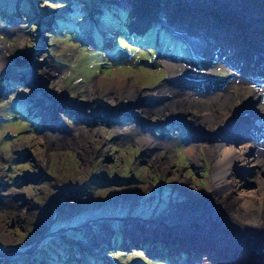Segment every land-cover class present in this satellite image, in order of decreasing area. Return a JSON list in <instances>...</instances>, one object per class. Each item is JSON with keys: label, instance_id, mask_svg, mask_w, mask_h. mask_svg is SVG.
Returning <instances> with one entry per match:
<instances>
[{"label": "rangeland", "instance_id": "1", "mask_svg": "<svg viewBox=\"0 0 264 264\" xmlns=\"http://www.w3.org/2000/svg\"><path fill=\"white\" fill-rule=\"evenodd\" d=\"M85 1L0 0V264H62L70 260L73 261L71 264H220L216 261L218 256L208 253L199 255V259L191 256V262L175 255L173 258L163 256L162 260L150 258L145 256L143 249L136 247L134 237H113V240L103 242V248H93L88 242V234L102 217L104 221L109 217L110 222L126 213L129 217L152 220L159 214L167 215L173 205L187 199L182 193L183 188L205 189L209 186L211 165L200 145L216 138L192 120L207 107L201 106L203 110L199 113L192 105L194 100L181 103L183 93L196 94L199 99L234 94L233 105L239 101L235 93H241L247 97V105L254 104L258 110H264V81H250L251 86L245 82L243 87L246 88L238 90L239 87L232 84L233 79H246L239 72L230 70L231 67L224 64L227 61L216 59L204 47L191 54L184 37L168 27V12L174 15L175 8H169L167 0H154L153 3L152 0H148L149 3L128 0L131 7L142 2L145 6L152 3L154 6L146 9V14L153 12L152 8L159 9L154 20L147 15L149 17L145 16L142 22H135L133 29L131 25L137 17L132 16L131 7L124 6L129 5L124 4V0H102L101 4L97 0ZM188 17L192 19L195 15ZM207 17L213 21L222 20L212 13ZM189 19L187 22H191ZM254 26L250 31L252 36L247 33L248 37L261 35L264 38L258 34V24ZM97 32L100 36L95 35ZM217 57L224 60L223 56ZM196 61L199 71L194 68L187 76L198 77L202 75L203 67H207L204 74L212 71L210 80L196 85L195 89L178 87L179 92L174 99L170 97L171 102L181 104L184 110H176L171 115L159 112V108L170 109L169 104H161V98L170 95L169 85L175 81L167 80V65L194 64ZM176 72L181 76L186 73L184 67ZM117 76L128 78L143 93L149 94L148 97L130 100L114 95L113 91L92 90L96 79ZM183 78L190 84L188 78ZM57 98L72 102L85 113L124 109L142 124L129 120L107 125L96 120L89 126L75 122L74 114L58 111L56 121L48 120L47 123H62V126L54 132L42 131L43 126L39 125L42 115L55 107L47 102L53 99L56 103ZM39 111L41 116H35ZM231 114L232 117L239 116L236 109ZM220 115L215 120L216 132L220 133V138L230 137L228 130L234 124ZM33 121H36L35 126ZM238 125L242 127V124ZM125 128H131L133 132L126 134ZM247 131L250 141L257 139L250 129ZM135 133L155 139L145 141L143 145ZM165 138L168 142L162 144ZM147 144L154 151L161 146L169 149L167 170H162L159 161L149 162L151 155L146 151ZM189 145H193L197 154L188 156L184 153ZM253 150L248 151V158H253ZM221 175L226 182L234 181L226 183L227 187L232 185L247 191L257 187L255 179L259 176L254 163L243 168L236 166L230 174L223 172ZM22 176L26 180L35 179V183L30 181L19 186ZM184 181L187 187L183 185ZM140 187L144 189L142 192L131 195L135 200L124 199L126 193ZM85 225L90 226L88 233ZM115 225L112 228H117ZM104 229L103 226L101 234ZM69 232L73 236L70 241ZM48 237H54L60 243L61 240L68 242L53 247L54 250L49 248L56 259L47 257L43 251ZM122 248L128 251H122ZM60 252L61 258L57 256ZM263 252L264 243L252 241L249 253L258 258ZM29 254L33 259L30 256L24 258Z\"/></svg>", "mask_w": 264, "mask_h": 264}, {"label": "bare ground", "instance_id": "2", "mask_svg": "<svg viewBox=\"0 0 264 264\" xmlns=\"http://www.w3.org/2000/svg\"><path fill=\"white\" fill-rule=\"evenodd\" d=\"M146 1V0H144ZM214 1V0H211ZM217 1L218 6H223L226 10H232L235 13L239 14L240 16L245 14L243 17H246L248 13L254 12L251 18V22L247 23V29H242L238 26H227L226 24H219V22L213 21L214 19H207L205 21H195V17H191L192 19L184 18L180 21L176 20L172 12H168V17L170 19L168 27L173 29L175 33L177 32L178 35L183 36L186 44H189L190 53L196 54V52L203 48L208 49L210 52L214 51L219 56H223L224 60H221L217 56L216 59L220 61H227L231 65H235L240 69H247L246 65L251 62V56L255 51L264 50V38L259 36L258 38L255 37H248L252 36L250 31L254 25L258 24V28H263L264 26V0H215ZM126 2V3H125ZM133 2V1H131ZM124 5L128 8L131 7L130 1L124 0ZM168 3V0H167ZM136 5V3L134 2ZM169 8H175L174 6L170 5ZM257 7H260L257 9ZM132 8V16H136L137 19L135 22H142V15H149L151 21L156 18L159 9L152 8L153 12L145 14L146 9H150L149 5L138 4V6H133ZM174 13V12H173ZM212 15L217 18L218 14L212 13ZM147 16V18L149 17ZM188 19L191 22H187ZM249 19V17H248ZM164 23V21H161ZM143 24V23H142ZM255 27V26H254ZM223 37L224 40H223ZM187 44V45H188ZM188 48V49H189ZM203 50V49H202ZM200 52V50H199ZM198 52V53H199ZM208 52V53H210ZM207 53V54H208ZM204 53L202 54V56ZM210 55V54H209ZM201 56V57H202ZM198 59V57L196 58ZM202 59V58H201ZM235 59H238V63L235 64ZM192 60V59H191ZM206 60V59H205ZM212 60V59H211ZM175 62V61H174ZM194 62V61H193ZM202 62V61H201ZM225 62L224 64H228ZM198 61L196 63H170L167 65L169 70V79L175 80L174 82H178L179 80H183L185 77L186 79L190 76H187V72H193L194 68L199 71ZM220 63V62H219ZM221 64V63H220ZM263 65L262 62L258 61V65ZM222 66V65H221ZM220 66V67H221ZM228 66V65H227ZM180 67H184L186 73H182L185 76H181V74H177V69ZM218 67V69H220ZM231 67V66H230ZM204 70L202 71V75H198L196 78H201L202 84L210 80V76L213 74L212 71L204 74L205 70H208L207 67H203ZM230 70L237 72L232 67ZM195 74V73H194ZM196 75V74H195ZM187 76V77H186ZM208 78V79H206ZM238 80L232 81L234 82L235 87H239L238 90L246 84L251 86V82L249 80L242 81L239 77L235 78ZM170 81H168L170 83ZM212 81V80H211ZM258 82V81H257ZM190 83V82H189ZM173 84V83H172ZM242 84V85H241ZM261 84V83H260ZM92 85V84H91ZM247 86V87H248ZM166 87V86H165ZM178 87H183L182 85L175 86L169 85V96H163L161 98V104L166 103L164 105L169 104L170 109H161L159 108V112H169V115L173 114L174 111L179 110L182 111L185 108L181 104H172V97L173 99L177 96L176 94L179 92ZM232 87V86H231ZM230 87V88H231ZM229 88V89H230ZM262 88V87H261ZM260 88V89H261ZM156 89V88H155ZM160 89V88H159ZM185 89V88H184ZM92 90L94 92H104L109 93L112 92L114 95L116 94L119 97L126 96L130 100L137 98H141V96H147L149 94L143 93L140 87L134 86L130 83V80L124 76H117L114 79H96L94 81ZM167 90V89H166ZM190 90V89H188ZM259 91V90H258ZM57 93V92H56ZM239 98V101L236 105H233L234 94H221V95H213L207 99H199L195 95L196 94H188L183 93L180 97V102L184 103L186 101L194 100L195 103L194 107L197 108V112L200 113V109L203 107H207V109L201 111L200 115L193 116L192 120L196 123L197 127L204 128V131L208 132L210 135L214 134L216 139H211L210 143L200 145L201 150H203L207 161L210 163V184L205 189L194 188V186L187 187L186 182L184 181L183 185L187 188L182 189V193L187 197V199L181 204L173 205L171 211L162 217L168 218L172 217L174 222L177 220L181 222H185L187 219H195L198 217H202L206 221L209 222L210 227L213 229L218 230L221 234L220 236L225 239V237L231 239L237 236L238 240L245 243V240H251L253 242H261L264 243V137H262V132L257 131L254 129L253 126H249L246 131L239 130L240 126L238 123L241 124L240 120H237V117H232L231 111L236 109L239 114L244 113L245 116L249 111L254 112L255 116L261 120L262 125L264 127V110L259 109L258 107H254V104L247 105L244 95L241 93H235ZM176 95V96H175ZM180 95V94H179ZM178 95V96H179ZM253 98V97H252ZM202 106V108H201ZM133 106H129L132 108ZM155 107V106H154ZM111 108V107H110ZM95 109V108H93ZM109 109V108H108ZM106 110L107 113L109 110ZM190 110V109H189ZM187 111V110H186ZM95 110H93V113ZM220 114H223V118L228 120L229 123L231 122L233 125L230 126L228 133L230 137H219L220 133L216 132L218 128L215 126V120L218 118ZM167 115V116H169ZM218 116V117H217ZM221 116V115H220ZM233 120V121H232ZM238 121V123L235 122ZM113 123V122H112ZM237 125V126H236ZM236 127V128H234ZM220 129V128H219ZM251 131L253 136L257 138L256 140H249L250 132ZM215 131V132H214ZM123 132L126 134H131L133 129L125 128ZM137 136V140L140 144L145 143V141L149 142L155 138H149L150 136L146 135H139L135 133ZM237 135V136H236ZM55 136V135H54ZM168 140L162 142V144H166ZM238 142V143H237ZM144 145V144H143ZM146 146V145H145ZM254 148V150H253ZM249 150L254 151L253 158H248L247 153ZM146 151H148L149 162L156 163L159 161L160 165L162 166V170L168 169V162L167 159L169 158V149L166 147L161 146L158 151H154L151 147L146 146ZM156 152V153H155ZM251 152V151H250ZM155 153V154H154ZM184 153L188 156L197 154L193 145H189L184 149ZM166 158V159H165ZM164 160V162L162 161ZM197 161V160H196ZM254 163L255 170L258 172V177L255 179L257 182L255 188L247 191V190H239L238 188H233L232 185L230 187L226 186V183H234V181L229 180L225 181L221 175V173L230 174L232 169H235L236 166L244 167L245 165H250ZM229 178V177H225ZM183 182V181H182ZM144 189L140 187L138 189H132L130 192L124 195V199H132L133 196L131 195H138ZM187 191H189L187 193ZM118 198V197H117ZM135 200V197L133 198ZM133 218V217H132ZM130 221H135L129 218H126ZM135 219V218H134ZM137 224H142L143 222L141 219L138 221ZM139 225L136 226V230L138 229ZM105 228V227H104ZM102 233V235L107 233V230ZM242 243V244H243ZM169 252H172L171 250ZM263 253L258 254L259 257L255 259L254 262L251 264H261L264 261ZM176 253L172 252L170 256H174Z\"/></svg>", "mask_w": 264, "mask_h": 264}, {"label": "water", "instance_id": "3", "mask_svg": "<svg viewBox=\"0 0 264 264\" xmlns=\"http://www.w3.org/2000/svg\"><path fill=\"white\" fill-rule=\"evenodd\" d=\"M146 1V3H149L148 0ZM151 2L153 3L154 0H152ZM168 2L170 5L175 7L174 16L177 17V15L181 14V17H177L180 23L182 19L194 15L195 21H205L209 18L207 16H209L210 13H216L219 15V18L222 19H216L218 22L220 21L221 24H227L230 26L235 25L240 26L242 29H247V23L251 22V18H253L252 14L256 12L254 11L248 13L246 17H243L245 12H243V15L240 16L231 9L228 11L223 6H218L217 1L215 0H168ZM152 3L150 4V6L153 5ZM118 7L122 8V6ZM145 16L147 15H142V20L145 18ZM135 24L137 23H135L134 21L132 23V26H135ZM258 30V34H262L264 36V28H260ZM212 53L214 54V56L218 55L214 51ZM234 61L236 64V62L238 63L239 60L235 59ZM258 61L262 62L263 65L256 66L258 65ZM228 65L239 72L242 78H245L246 80L264 81V50L254 52V54L251 56V62L246 65L247 69H240L235 65H231L230 63H228ZM188 79L190 81V84H186L183 80H181L180 85L186 86V88L188 89H195V86L200 85L202 82L200 77L196 78L195 76H190ZM56 100L57 101L55 102L60 103L59 106H62L64 108L61 109L62 107H57L58 111H62L63 114L65 113L66 115L67 113L69 115L74 114L76 116L75 122L79 121L89 126L94 125L96 120H101V122H105L107 125L111 124L112 122H127L129 120H133L139 124H142L140 120L128 114L127 112H124V109L111 111L108 114L105 110L100 112L95 111V113H85L81 110L83 108L79 107L77 109L74 105L71 104L72 102L67 103L65 99L61 98H57ZM40 103H43V101H41ZM52 111L53 112H47L44 119L39 122V125L43 126V128H41L42 131L48 130L50 132H54L57 131V128H60L62 126V123H53V125H48V120L56 121L57 118L56 113L58 111L54 109H52ZM236 119L241 121L242 127H240L239 129L241 131L245 132L246 129L249 128V126H253L254 129H257V131H261L262 133L264 132L261 120H259L251 111H249L246 116L244 113L239 114ZM32 123L34 126L36 125V121H33ZM25 176L27 177L29 176V174ZM25 176H22V182L19 184V186L26 185L30 183V181L32 183H35V179L26 180L24 179L26 178ZM124 215V217L115 218L110 222L107 220L109 217H106L105 221L103 220L104 217H102L100 218L102 219V221H97L98 223H95L96 227H94V231L89 235L88 238V242L92 245L93 248H103V242H108V239H110L111 241L113 240V237L118 238L119 236H121L123 238L134 237V243L136 247H138V249H143L145 256L150 258L159 257L160 260L163 259V256L173 258V256H170L172 252L176 253L175 256H178L180 260H188L189 262H191L192 257H198L197 259H199V255L205 253H208L210 255L213 254L216 257L218 256L219 259H216V261L220 264H235L257 259L256 255L249 253V249L251 248L252 243L251 240H245L246 242L243 243L237 239V236H234L235 238L231 237V239L227 237L223 239L220 236L221 234L218 232V230L210 227L209 222L202 217H198L195 219L190 218L185 222H181L179 220H177V222H174L172 217L164 218L161 216V214L157 215L155 218H153V220L151 218L139 217L134 219L132 217H129L127 213ZM125 218H129L135 221H130ZM140 219L143 222V225L137 224ZM114 224H116L115 226L117 228H112V225ZM135 225H139L140 229L138 230L140 231L136 230ZM103 226L107 230V234L104 235L101 234V229L103 228ZM84 227L87 228L86 226ZM121 250L128 251L127 248H122ZM170 250L172 252H169ZM182 257L184 258L181 259ZM79 262L82 261L79 260Z\"/></svg>", "mask_w": 264, "mask_h": 264}, {"label": "trees", "instance_id": "4", "mask_svg": "<svg viewBox=\"0 0 264 264\" xmlns=\"http://www.w3.org/2000/svg\"><path fill=\"white\" fill-rule=\"evenodd\" d=\"M88 1V0H87ZM87 1H85V2H87ZM90 4V3H89ZM109 12H111L110 10H109ZM69 16V15H68ZM67 17V16H66ZM68 234V240L70 241V240H73V236H70V232L69 233H67ZM47 242H45V248L43 247V251H45V255L47 256V257H49V258H52V259H56V256H54L53 254H51L50 252H49V248H51V250H54L55 248H53V247H59L60 245H61V243H60V240H55L54 239V237H48L47 238V240H46ZM52 252H54V251H52ZM61 253L62 252H60L59 253V256H61ZM35 254L36 255H38V252L36 251L35 252ZM35 256V255H34ZM24 258H30L28 255H25L24 256ZM32 262H34L35 263V261L34 260H32ZM6 262H4V264H5ZM30 264H32V263H30ZM36 264V263H35Z\"/></svg>", "mask_w": 264, "mask_h": 264}, {"label": "flooded vegetation", "instance_id": "5", "mask_svg": "<svg viewBox=\"0 0 264 264\" xmlns=\"http://www.w3.org/2000/svg\"><path fill=\"white\" fill-rule=\"evenodd\" d=\"M98 1V3H100L101 4V2H102V0H97ZM98 6H100V5H98ZM96 13V12H95ZM97 14V13H96ZM98 19V18H97ZM98 21V20H97ZM95 35H97V36H100V33H96ZM100 41H102V38L98 41V44H99V46L98 47H100ZM49 105H54L55 107L54 108H56V107H61V106H59V104L60 103H54V102H47ZM54 108H51L48 112H53L52 111V109H54ZM57 109V108H56ZM55 110V109H54ZM43 111V110H42ZM56 111H58V110H56ZM58 113V112H57ZM35 116H41V113H40V111H39V113H36V115ZM44 117H45V112H44V115H42V117H41V119H44Z\"/></svg>", "mask_w": 264, "mask_h": 264}, {"label": "clouds", "instance_id": "6", "mask_svg": "<svg viewBox=\"0 0 264 264\" xmlns=\"http://www.w3.org/2000/svg\"><path fill=\"white\" fill-rule=\"evenodd\" d=\"M98 24H100V23H98ZM42 97V96H41ZM43 98V97H42ZM41 98V99H42ZM52 102H54V100L52 99ZM62 107V106H61ZM86 223V222H85ZM83 224V223H82ZM86 226V225H85ZM89 228H90V226H88L87 225V228H86V231H87V233H88V231H89ZM94 231V227H92V230H90V234L92 233ZM86 233V234H87ZM90 234H88V235H90ZM88 238H89V236H88ZM69 241V240H68ZM62 243H64V245H66L68 242H66V241H64V240H61V244ZM74 247V246H73ZM58 250H56V252H57ZM64 251H65V249H64ZM77 253V252H76ZM76 256L75 257H77V254H75ZM28 256H30L31 257V259H33V257L31 256V254H29ZM62 256V255H61ZM61 256L59 257V258H61ZM57 258V257H56ZM184 257H182V259H183ZM74 260H76V262H79V259H74ZM71 262H73V261H68V262H64V263H62V264H71Z\"/></svg>", "mask_w": 264, "mask_h": 264}]
</instances>
